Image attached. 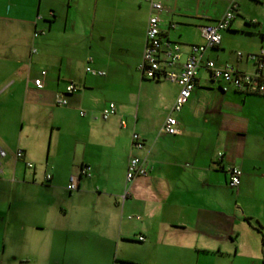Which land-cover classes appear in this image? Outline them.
<instances>
[{"label":"crops","instance_id":"1","mask_svg":"<svg viewBox=\"0 0 264 264\" xmlns=\"http://www.w3.org/2000/svg\"><path fill=\"white\" fill-rule=\"evenodd\" d=\"M161 1L162 39L179 46L172 69L204 43L199 26L234 3L203 60L255 71L247 55L264 51V0ZM148 15L146 0H0V264H264V94L236 90L202 67L174 111L181 85L139 68ZM250 35L259 49L248 46ZM69 81L77 89L56 104ZM109 103L115 112L103 119ZM155 105L176 118L179 133L150 129ZM130 157L148 172L126 183ZM230 166L241 169L235 189Z\"/></svg>","mask_w":264,"mask_h":264},{"label":"built area","instance_id":"2","mask_svg":"<svg viewBox=\"0 0 264 264\" xmlns=\"http://www.w3.org/2000/svg\"><path fill=\"white\" fill-rule=\"evenodd\" d=\"M149 5V15L147 19L146 32H145V44L142 55V63L139 68L143 76L149 79L163 78L171 82H177L181 85L180 90L174 100L172 109L174 111L180 110L184 102L189 97L196 80L197 70L199 68H206L210 72V76L213 79H220L231 85L236 90L245 93L264 94V51L260 50L256 54H248L247 58L255 61V71L253 73H244L235 70L232 66H216L215 63L206 59L203 60V53L206 48L215 47L220 43V32L230 26V22L234 17L236 5L230 4L227 10L213 24L200 25L199 30L201 36L204 39L203 44H197L191 46V52L188 55L182 68L178 71L172 69V65L175 59L179 56V46L177 44H169V42L162 39V33L160 30L159 13L163 9L161 0H146ZM173 26V25H172ZM163 46L166 47L163 50ZM160 52L163 53V58H160ZM237 55L241 57V53L237 52ZM86 72L93 75H104L101 70H96L90 66L85 67ZM44 76L45 71L41 72ZM34 85L37 88H42L43 81L41 78H35L33 80ZM77 89L74 82L69 81L62 92H57L55 95V102L58 105H66V96L73 93ZM115 105L109 103L104 107L100 113L101 118L107 119L114 114ZM80 116L85 115L83 110L79 111ZM160 131L165 134L173 135L179 133L177 128V120L172 115H167L160 127ZM132 146L136 148L142 147V140L137 133L132 134ZM4 155V152L0 150V157ZM16 158L22 157V151L17 150L15 153ZM218 159L222 157V153H217ZM28 168H32L33 164L29 161L25 162ZM88 166H83L80 169V173L86 176L90 175ZM2 164L0 162V177L2 176ZM148 169L143 165L142 161L136 157H130L126 164L125 170V182L128 183L137 176L146 175ZM228 180L227 186L235 189L240 184L241 170L238 166H230L227 169ZM50 174H46L45 178L50 179ZM77 188V177L70 176L69 183L66 186L68 191L75 190ZM127 195L125 191L124 196ZM138 239L142 240V237Z\"/></svg>","mask_w":264,"mask_h":264},{"label":"rangeland","instance_id":"3","mask_svg":"<svg viewBox=\"0 0 264 264\" xmlns=\"http://www.w3.org/2000/svg\"><path fill=\"white\" fill-rule=\"evenodd\" d=\"M247 41H248V46L250 48L251 47H252V49H254L256 47L258 48V45H259V42H260L259 37H253L252 35H250V37L247 38ZM262 47L264 48V43H263ZM238 49L242 50V48H238ZM136 91L138 92V89H136ZM107 101H109V100H107ZM150 112H151V118L150 119L148 118L149 120L147 119V122L150 124V129L158 131L160 126H161V124H162V122H163L164 117L166 116V111L162 110L159 105H155V106H151ZM132 115H134V113ZM139 115H141V111L139 112ZM179 115H178V118H179ZM144 120L145 119L143 118V116L139 117L138 127L139 126H144ZM197 127H198L197 132L201 133V145H202V144H204L207 141L208 136L205 135V131H203L204 122L199 117H198V121H197ZM4 165H5V163H4Z\"/></svg>","mask_w":264,"mask_h":264},{"label":"trees","instance_id":"4","mask_svg":"<svg viewBox=\"0 0 264 264\" xmlns=\"http://www.w3.org/2000/svg\"><path fill=\"white\" fill-rule=\"evenodd\" d=\"M245 93V92H244ZM249 94V93H248ZM241 170V169H240Z\"/></svg>","mask_w":264,"mask_h":264}]
</instances>
